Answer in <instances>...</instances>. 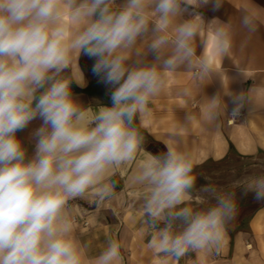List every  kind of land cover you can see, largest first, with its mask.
I'll return each instance as SVG.
<instances>
[{
	"label": "clouds",
	"instance_id": "obj_1",
	"mask_svg": "<svg viewBox=\"0 0 264 264\" xmlns=\"http://www.w3.org/2000/svg\"><path fill=\"white\" fill-rule=\"evenodd\" d=\"M74 20L92 19L71 42V49L94 58L93 73L109 86L111 106L90 110L73 95L59 73L68 63L58 0H0V264H83V253L71 236L64 208L69 200L91 195L97 204L114 194L115 171L134 158L142 138L132 127L158 90L153 69L130 68L119 50L133 45L147 30L145 0H125L113 11L108 0H66ZM208 4L210 0H203ZM163 23L177 13L178 0H154ZM216 0L214 8H219ZM241 27L255 31L254 18H241ZM159 27V26H158ZM176 54L166 63L189 56L195 29L178 27ZM164 43L157 39L153 52ZM231 46L226 33L222 52ZM37 117L43 124L34 133L35 154L17 133ZM192 159L169 149L143 166L139 182L151 186L144 212L150 223L165 220L151 247L179 259L189 250L218 244L233 218V192L215 194L216 203L195 211L186 197L196 183ZM264 200V174L246 181V191ZM180 219L182 231L171 230ZM121 243L109 239L92 264H123Z\"/></svg>",
	"mask_w": 264,
	"mask_h": 264
},
{
	"label": "crops",
	"instance_id": "obj_2",
	"mask_svg": "<svg viewBox=\"0 0 264 264\" xmlns=\"http://www.w3.org/2000/svg\"><path fill=\"white\" fill-rule=\"evenodd\" d=\"M58 3L59 25L69 45L68 63L59 78L68 82L74 97L88 109L111 106V89L92 71L95 59L70 47L95 17L74 20L66 0ZM215 3L178 0L177 13L165 24L154 12V0H145L147 30L133 45L119 50L128 67L156 72L158 90L145 111L134 117L132 127L142 142L134 158L111 177L114 194L99 204L89 195L65 205V220L82 250L83 264H92L109 239L121 243L123 264H264V200H256L250 191L245 194L247 179L264 174V0H219V8H214ZM124 4L125 0H108L113 11ZM246 14L254 18L255 31L241 27ZM185 23L195 29L189 41L192 53L168 65L166 61L176 54L177 29ZM226 33L231 34V46L222 52ZM161 38L164 43L154 53L151 45ZM42 124L37 117L17 133L27 159L35 154L34 133ZM169 149L193 161L197 179L186 197L188 206L201 211L216 203L213 192L205 194L207 185L216 194L233 192L237 200L236 212L218 244L189 250L179 259L150 246L167 222L150 223L144 206L151 186L138 180L145 163L163 157ZM252 159L258 163L246 166ZM236 163H241V170ZM213 164H221V169L210 167ZM223 174L226 181L219 180ZM183 227L180 219L171 222L174 232Z\"/></svg>",
	"mask_w": 264,
	"mask_h": 264
},
{
	"label": "rangeland",
	"instance_id": "obj_3",
	"mask_svg": "<svg viewBox=\"0 0 264 264\" xmlns=\"http://www.w3.org/2000/svg\"><path fill=\"white\" fill-rule=\"evenodd\" d=\"M256 163H258V160H254V159H252L251 161H248L245 165L246 166H250L251 168L256 164ZM214 167V166H216V167H218L217 168V170L219 169H221L220 167H221V164H213V165H210V167ZM236 167H238V166H242L241 165V163H236V165H235ZM242 169V167L241 168H239V170H241ZM252 174H253V171L251 172ZM210 176H211V174H209ZM216 175V174H215ZM241 175V174H240ZM223 176V178H220L219 180L220 181H226L227 180V174H223L222 175ZM237 176H239V174L237 175ZM236 176V177H237ZM216 177H217V175H216ZM212 180V179H211ZM205 194H207L208 196H210L211 195V191H209L208 189H206V191H205Z\"/></svg>",
	"mask_w": 264,
	"mask_h": 264
},
{
	"label": "built area",
	"instance_id": "obj_4",
	"mask_svg": "<svg viewBox=\"0 0 264 264\" xmlns=\"http://www.w3.org/2000/svg\"><path fill=\"white\" fill-rule=\"evenodd\" d=\"M87 223V222H86Z\"/></svg>",
	"mask_w": 264,
	"mask_h": 264
}]
</instances>
